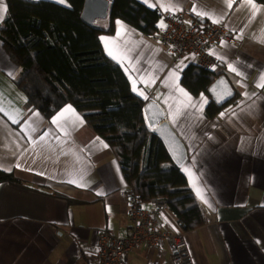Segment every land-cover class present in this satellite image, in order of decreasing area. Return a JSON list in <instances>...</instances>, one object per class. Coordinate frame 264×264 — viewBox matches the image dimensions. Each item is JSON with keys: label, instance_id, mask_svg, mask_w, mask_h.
<instances>
[{"label": "crops", "instance_id": "crops-1", "mask_svg": "<svg viewBox=\"0 0 264 264\" xmlns=\"http://www.w3.org/2000/svg\"><path fill=\"white\" fill-rule=\"evenodd\" d=\"M47 1L69 7L67 0ZM149 3L162 16L159 25L166 14L180 12L237 37L235 44L212 50L236 91L234 101L216 115L208 92L195 94L182 81L184 71L197 66L195 55L177 60L153 35L123 20L100 41L133 92L163 108L187 147L181 170L207 219L186 232L194 264H264V88L258 86L264 76V5L255 0L261 11L253 17L244 0L231 8L224 0ZM2 6L7 12L0 19V170L13 173L26 188L0 183V264H93L100 230L126 234L127 180L112 147L75 107L52 119L27 109V96L17 85L21 70L2 41L6 0ZM194 8L207 15H196ZM101 21L103 30L110 27L109 16ZM69 107L82 123L71 113L53 123ZM128 264L174 263L168 251L142 247L130 254Z\"/></svg>", "mask_w": 264, "mask_h": 264}, {"label": "trees", "instance_id": "trees-1", "mask_svg": "<svg viewBox=\"0 0 264 264\" xmlns=\"http://www.w3.org/2000/svg\"><path fill=\"white\" fill-rule=\"evenodd\" d=\"M6 1L2 41L21 70L17 85L27 96V109L52 119L61 109L75 107L112 147L127 183L146 203L166 202L186 231L204 226L198 196L148 124L147 101L133 92L100 41L102 33L115 32L117 20L153 35L160 12L136 0H110V27L97 31L81 20L85 0H67L69 7L47 0ZM221 75L195 65L184 71L182 81L199 94ZM212 103L216 115L223 107ZM1 182L26 188L13 173L0 170Z\"/></svg>", "mask_w": 264, "mask_h": 264}, {"label": "built area", "instance_id": "built-area-1", "mask_svg": "<svg viewBox=\"0 0 264 264\" xmlns=\"http://www.w3.org/2000/svg\"><path fill=\"white\" fill-rule=\"evenodd\" d=\"M165 25L166 28L159 29L153 37L175 59L193 54L198 67L225 73L223 61L215 57L212 50L224 43L235 44V34L221 25L202 23L180 12L166 14ZM123 197L126 202V234L121 236L100 230L93 264H128L130 254L142 247L159 254L168 251L174 264H194L185 227L166 202L146 203L129 183Z\"/></svg>", "mask_w": 264, "mask_h": 264}, {"label": "water", "instance_id": "water-1", "mask_svg": "<svg viewBox=\"0 0 264 264\" xmlns=\"http://www.w3.org/2000/svg\"><path fill=\"white\" fill-rule=\"evenodd\" d=\"M110 9V0H85L81 20L94 30L101 31L103 27L97 21L107 19ZM208 94L217 106L224 107L234 100L236 91L228 77L221 75L208 88ZM144 110L152 132L160 138L176 166L181 168L188 159V150L167 121L165 111L153 100L147 101Z\"/></svg>", "mask_w": 264, "mask_h": 264}, {"label": "snow or ice", "instance_id": "snow-or-ice-1", "mask_svg": "<svg viewBox=\"0 0 264 264\" xmlns=\"http://www.w3.org/2000/svg\"><path fill=\"white\" fill-rule=\"evenodd\" d=\"M59 2L66 3V0H59ZM143 2L148 3V6L149 7H155V5L149 3V0H143ZM234 2H235V0H224V3H225V5H226L227 8H231L233 6V3ZM244 4H245V7L250 10V12H251V14H252L253 17H255L256 15H258L260 13V11H261V9L255 3V0H244ZM160 7L164 8V10H166V11L167 10H172V6L170 4H161ZM193 11L198 16H206L207 15V13L197 11L195 8L193 9ZM6 12H7V8H6V6H2V0H0V19L3 18V15ZM208 18L212 19V22L213 23H221L222 22L219 17L208 16ZM159 26L161 28H166V25L163 23V21H161V23H160ZM262 42H264V41H262ZM232 71H235V69L233 68ZM258 86L261 87V88H264V76L261 77V82H260V84ZM180 91H181V93L183 95H185L187 97V93H184L182 89H180ZM188 99L190 100V97H188ZM0 111H3V109L0 108ZM66 113H71L75 117V119L77 121H79L80 123H82V120H80V118L78 116H75L74 110L71 109L70 107L67 108V109H65L64 113H61V116L60 117H57V119L54 120L53 123H58L60 121V119L65 116ZM13 122L16 123L18 121L13 120Z\"/></svg>", "mask_w": 264, "mask_h": 264}, {"label": "clouds", "instance_id": "clouds-1", "mask_svg": "<svg viewBox=\"0 0 264 264\" xmlns=\"http://www.w3.org/2000/svg\"><path fill=\"white\" fill-rule=\"evenodd\" d=\"M161 18H162V16H161ZM97 23H98V21H97ZM160 29V28H159ZM154 35V34H153ZM145 101H148L147 99L145 100ZM147 203H149V202H147ZM175 215V214H174ZM187 232V231H186Z\"/></svg>", "mask_w": 264, "mask_h": 264}, {"label": "rangeland", "instance_id": "rangeland-1", "mask_svg": "<svg viewBox=\"0 0 264 264\" xmlns=\"http://www.w3.org/2000/svg\"><path fill=\"white\" fill-rule=\"evenodd\" d=\"M98 23L101 24V23H103V22L100 20V21H98Z\"/></svg>", "mask_w": 264, "mask_h": 264}]
</instances>
